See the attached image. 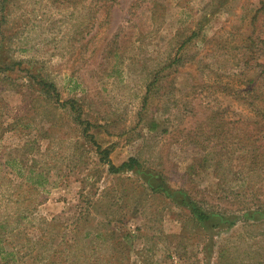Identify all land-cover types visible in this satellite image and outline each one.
Masks as SVG:
<instances>
[{
	"label": "rangeland",
	"instance_id": "rangeland-1",
	"mask_svg": "<svg viewBox=\"0 0 264 264\" xmlns=\"http://www.w3.org/2000/svg\"><path fill=\"white\" fill-rule=\"evenodd\" d=\"M158 1L156 20L150 0L7 2L3 60L19 65L8 78L0 74V221L27 214L11 243L25 251L26 236L42 241L14 264H72L59 260L66 240L78 235L82 246L83 231L109 221L135 234L124 264H264V219L214 235L207 261L200 250L206 237L188 210L151 191L135 171L110 172L62 103L74 100L94 123L89 133L111 146L114 164L136 156L215 208L264 205V138L245 143V131L260 126L264 94L241 92L250 79L240 65L262 0ZM33 74L54 83L58 96L43 92ZM30 140L33 147L23 149ZM12 156L24 174L40 168L45 189L27 185L8 165ZM76 215L88 216L82 231L72 230ZM58 226L66 230L55 233ZM85 252L114 264L122 255L89 243Z\"/></svg>",
	"mask_w": 264,
	"mask_h": 264
},
{
	"label": "trees",
	"instance_id": "trees-1",
	"mask_svg": "<svg viewBox=\"0 0 264 264\" xmlns=\"http://www.w3.org/2000/svg\"><path fill=\"white\" fill-rule=\"evenodd\" d=\"M8 1L10 0H0V10H2L0 15V25L3 21V18L7 16L8 8L6 5ZM96 1H101L103 4H105L108 1L115 0ZM137 1L140 6L145 3L146 0ZM150 1L153 4L151 8V16L153 20H156L158 18L157 13L164 5L158 0ZM262 17H264V0H262L261 6L256 9V11L251 17L250 21L252 30L247 37V43L241 46L243 50H241L240 58V65L243 69V72L244 74H246V77L250 79L247 88H244V90H241V92L246 90L248 91V93H252L258 90L259 88L261 95L264 94V28H262L261 25ZM4 49V44L0 42V74L3 75V78H8L6 75L12 76L13 74L10 73H13L15 71V67L17 64L19 65V62L13 60H3L4 58H6L4 54ZM250 71L254 72L253 77H249L248 73ZM32 78L37 80L35 82L40 85L41 90L43 92L49 95L54 94L55 96H58L57 88L54 83L48 82L47 80L40 78L36 74H33ZM155 85V80L149 82L148 90L152 89V87H154ZM260 88H262V90H260ZM62 103L69 105V108L75 112V121L79 125H81L84 135L95 146V149L100 156V160L108 164V169L110 172L122 173L125 171H135L142 176V182L151 191L161 194L162 196L171 200L176 205L184 207L188 210L189 216L191 217L197 229L200 232H203L207 241L210 240L209 242L206 241V244H204L203 248H200L201 251L205 252V259L207 261H209V259L211 258L212 252L210 251L214 244V235H218L221 231L231 229L232 227L236 226L240 221L264 219V205H251L241 209L242 212L238 213H236L235 211H228L223 208H215L210 204L206 203L204 200L193 196L191 193H189L187 189L181 187H173L164 174H162L158 170H152L148 166H145L143 162L139 160L136 156H129L127 160L123 161L119 165L114 164L113 161L109 158L110 153L112 151L111 146L103 147L94 139L93 134L89 133V129L92 125H94V123L89 119L82 118V109H78V105H76L74 100H66ZM257 114H259L260 116V126H258L257 123L258 127H256V132L254 134L250 131H245L246 145H249V143L254 145V143L258 141L259 138H264V107L258 109ZM252 135L258 136H254L253 139L251 138ZM195 136H193L194 140H196ZM34 144H36L35 141ZM23 147V149H30L33 147V143L31 142V140L26 141ZM7 163L10 167L13 168V170L17 169V171H14L18 175L24 177L25 183L27 185L33 186L36 190L40 188V191L45 189L43 185L48 181V179L45 174H43L44 172H41L40 168L30 166L28 173L24 174L22 172L24 166L22 165L21 160H18L16 156H12L10 160H7ZM30 190L33 191L31 188ZM34 208H36V206H34ZM89 212L90 209H87L85 211V215H88ZM26 215L27 214H16L12 216V218H6L3 221H0V264H14L15 262H18V260L21 261L23 255H25L26 253H30L33 250H38V245L42 242L40 240V236H26L24 238V244H22V247H25V251L22 250L21 246L14 245L10 241V237H14L16 235L21 236L22 230L18 228L19 222L22 218L26 217ZM87 219L88 216L76 215L75 218L71 220L74 221V224L72 225V230H75L76 232L82 231V226ZM17 221L18 224L15 225ZM46 224L47 226H52L56 224V222L53 221L51 223L47 221ZM121 225L122 224L120 223L119 226L115 227L112 226L111 221H109L104 225V227L97 225L93 228L91 232L83 231V238L87 240V243L83 241L82 246L80 244V242L82 241L78 235L74 236L73 238L75 239L70 240V242L66 240L65 249L67 250V252L64 251L66 253L64 258H62L61 253L59 255V260L61 262H63V260H67L72 264H114L110 261V259L101 258L99 255H87L85 249L89 243V249L91 250H95V248L101 247L110 250H119L120 252H122V255L115 256V258H120V261H118L117 264H124L126 256L131 259L129 254L134 251L131 241H133L135 234L133 233V230L131 228L125 229ZM44 229L45 228H43V230ZM57 229L66 230L65 227L60 228L58 226L54 228L55 233L57 232ZM61 237L62 239H64V235H62ZM56 240L57 239L53 237L50 245H53ZM45 243L44 245H47ZM176 254L178 255V259L182 258L177 248L175 249V255ZM47 255L49 257V251H47ZM55 257L58 258V256L56 255ZM52 259L53 258L49 257V262L54 261ZM126 261L128 263L127 259ZM191 264H200L199 259L196 258V260H194V263Z\"/></svg>",
	"mask_w": 264,
	"mask_h": 264
}]
</instances>
